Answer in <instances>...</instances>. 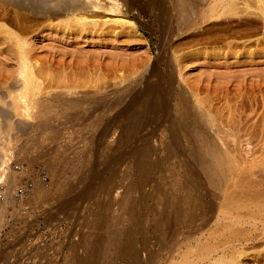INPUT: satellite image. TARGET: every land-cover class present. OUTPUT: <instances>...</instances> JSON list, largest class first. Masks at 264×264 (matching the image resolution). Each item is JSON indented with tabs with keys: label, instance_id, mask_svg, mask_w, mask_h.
<instances>
[{
	"label": "rangeland",
	"instance_id": "obj_1",
	"mask_svg": "<svg viewBox=\"0 0 264 264\" xmlns=\"http://www.w3.org/2000/svg\"><path fill=\"white\" fill-rule=\"evenodd\" d=\"M0 1V26L25 39L43 75L41 109L50 98L54 112L52 127L29 120L0 145V264H197L210 255L264 264L257 0L237 1L241 18L209 15L220 0H104L88 26L68 29L64 17L21 15ZM0 33V100H9L18 63ZM20 121L0 113L3 124ZM252 216L261 225L242 247Z\"/></svg>",
	"mask_w": 264,
	"mask_h": 264
},
{
	"label": "bare ground",
	"instance_id": "obj_2",
	"mask_svg": "<svg viewBox=\"0 0 264 264\" xmlns=\"http://www.w3.org/2000/svg\"><path fill=\"white\" fill-rule=\"evenodd\" d=\"M33 0L27 2V1H22V0H8L7 4L10 5L11 8H14V10H16L17 12H19L18 14L22 15V11L28 12L31 15H35V16H42V17H46L47 15L51 18H56V20L62 18H66V21H63V24L60 25L65 29H68L71 27V24H73L72 26H76L79 28H85L86 26L89 25V23L86 21L88 20V18L86 17L87 14L90 13H97L98 11H100L102 8V4L104 3V0H41V1H37V2H32ZM113 2H118L117 0H111ZM239 0H226L225 1H218L217 3H214L212 6H210L209 11L207 10V12H210L209 15H213L214 13H217L218 11L222 12L221 14H218L219 16L222 15H230L232 17H240L243 15V13L239 12L240 7H239ZM214 2V1H213ZM0 3H2L0 1ZM226 3V4H224ZM246 3V2H245ZM256 6H253V8L257 9L256 11H259L262 14V20L264 21V0H257L256 1ZM6 4V3H5ZM2 5V4H1ZM193 6V5H192ZM244 6H246V10L248 9H253L251 5L248 4H244ZM4 7V6H3ZM9 7V6H8ZM197 7V6H196ZM2 8V7H1ZM7 9V8H6ZM198 9V8H196ZM201 9V8H200ZM5 10V9H4ZM9 10V8H8ZM205 10V9H204ZM243 10V9H242ZM244 10L246 13L247 11ZM7 11V10H6ZM199 11V9H198ZM197 10H194L195 12V16H197L198 14ZM5 12V11H4ZM184 12V11H183ZM182 12V13H183ZM190 12V11H189ZM205 11H202L201 13L206 14ZM254 12V11H253ZM257 13V12H255ZM26 14V13H24ZM202 14V15H203ZM248 14V13H247ZM253 14V13H252ZM207 16V18L204 20V22H206L207 20L210 19L211 16ZM215 15V14H214ZM257 15V14H256ZM255 15V16H256ZM19 16V15H18ZM24 16V15H23ZM187 16V14H186ZM191 16V15H190ZM201 16V15H200ZM217 16V15H216ZM259 16V14H258ZM30 17V15H29ZM41 17V18H42ZM205 17V16H204ZM247 17V16H246ZM254 17V16H253ZM33 18V17H31ZM40 17H38L39 19ZM197 18V17H196ZM214 18V17H213ZM248 18V17H247ZM255 18V17H254ZM34 19V18H33ZM186 19V18H185ZM215 19V18H214ZM258 19V18H257ZM260 19V18H259ZM237 20V19H236ZM241 20V19H240ZM44 21V19H43ZM200 21V20H199ZM249 21V20H248ZM73 22V23H72ZM184 22V21H183ZM118 23L124 24V25H128L131 23H127L124 21H118ZM194 23V22H193ZM92 25H96V22H91ZM90 24V25H91ZM197 24V23H195ZM190 25V24H189ZM195 26V25H193ZM2 27V28H1ZM6 27V26H5ZM4 27V25L0 26V30L3 33H6V37H4V39H6V41L8 40V42L13 41L15 47L13 48V50H10L11 52H13V54L16 56L17 58V63H18V70H17V83L20 85L18 89L19 92L17 93L16 96H10L11 98H9V100L6 99H1L0 103L3 104V107H0V113H3L4 116L9 117V118H14L15 119H19L21 120L18 124H16V126H13L11 123H6L3 124L0 122V145H6L8 139L7 136L9 135L8 133H10L12 130H14L15 128L19 129V130H26L29 127L31 128V126L28 125L29 120H45L41 125H39L40 128H45L47 126H49V124H52V119L50 117V114L54 113L51 111H49V108L51 109L52 107L51 102L49 101V99H46V103H50L48 104L49 108L48 110H42V103L41 102V98L43 96H39L38 93L40 92V85H38L37 80H39L40 78V74L42 73L41 71L39 72L37 70V66L39 67L38 64H35L33 62V60L30 58L28 51L26 49V41L25 39H23L22 37H20L19 35L12 33L11 31H9L8 29H6ZM90 27V26H89ZM96 27V26H95ZM196 27V26H195ZM201 27V26H200ZM132 30H134V28H132ZM261 33V32H260ZM1 34V33H0ZM3 35V34H2ZM22 36V35H21ZM237 36V35H236ZM25 38V37H24ZM27 38V37H26ZM3 39V40H4ZM28 44V42H27ZM4 52V51H3ZM41 77H43V75L41 74ZM43 85V84H42ZM51 86V85H50ZM49 88V87H48ZM42 92V91H41ZM43 93V92H42ZM47 93V91L45 92ZM51 94V93H50ZM61 94V93H60ZM163 97V96H162ZM46 98V97H45ZM53 98V97H52ZM62 98V97H61ZM150 98V97H149ZM56 100V99H55ZM54 100V101H55ZM53 101V100H52ZM45 102V101H44ZM79 104V103H78ZM77 104V105H78ZM45 107V104L43 106V108ZM63 107V106H62ZM68 108V107H67ZM74 108V107H73ZM46 109V107H45ZM53 109V108H52ZM65 109H63L62 111L64 112ZM75 110V108H74ZM73 111V110H71ZM66 112V111H65ZM64 112V113H65ZM79 113V112H77ZM62 115V114H61ZM72 115V114H71ZM78 115V114H76ZM80 115V114H79ZM62 117V116H61ZM65 117V116H63ZM77 117V116H76ZM196 118V117H195ZM56 119V118H55ZM57 120V119H56ZM55 120V121H56ZM47 121H50L49 124ZM189 123V122H188ZM233 124V123H232ZM38 126V125H37ZM53 126V125H52ZM49 126L48 128L52 127ZM38 127V128H39ZM238 127V126H237ZM54 128V127H53ZM36 129V128H35ZM49 130V129H48ZM52 130V129H51ZM55 130V129H54ZM38 131V130H37ZM237 131V130H236ZM196 133V132H195ZM8 134V135H7ZM210 142V141H209ZM224 142V141H223ZM228 143V142H227ZM252 144V143H251ZM7 146V145H6ZM3 147V146H2ZM215 148V147H214ZM9 149V148H8ZM217 150V149H216ZM9 151V150H8ZM3 152H7V148L3 147ZM8 153V152H7ZM220 157V156H219ZM218 157V158H219ZM221 158V157H220ZM219 158V159H220ZM216 160V159H215ZM223 161V160H222ZM212 164V163H211ZM218 164V163H217ZM227 164V163H226ZM215 168V167H214ZM223 168V167H222ZM224 170V169H223ZM231 170V169H230ZM2 173V172H1ZM15 174V173H13ZM14 177V176H13ZM255 186V185H254ZM262 192V191H261ZM259 194V193H258ZM262 196V195H261ZM241 199V198H240ZM258 199V198H257ZM235 200V199H234ZM241 201V200H240ZM239 202V200H238ZM256 203V202H255ZM257 215V214H256ZM260 216V215H259ZM250 217V216H249ZM256 218V217H255ZM253 218L249 219L245 222L248 223V226H250L249 230H246L248 232H250V237L245 238L246 242H244L242 244L243 245H247L248 243H250V241H254L255 236H253V234H255V232H252L253 230L257 229L258 223L256 222V219ZM189 222V221H188ZM238 225V224H237ZM261 225V224H260ZM259 225V226H260ZM258 226V227H259ZM117 227V226H116ZM205 227V226H204ZM118 230V229H117ZM244 230V229H243ZM119 232V230H118ZM218 233V231H216ZM239 232V231H238ZM242 234V231H240ZM158 232H156L157 234ZM163 233V232H161ZM167 233V232H165ZM253 233V234H252ZM257 233V232H256ZM112 234V233H111ZM120 234V233H119ZM160 234V233H159ZM232 235H234L233 233H231ZM239 234V233H238ZM246 234V233H244ZM169 235V234H168ZM243 235V234H242ZM257 235V234H256ZM260 235V234H259ZM258 235V236H259ZM116 236V234H115ZM159 236V235H158ZM171 236V235H170ZM112 237V236H111ZM173 237V235H172ZM110 238V237H109ZM118 238V237H117ZM166 238V237H165ZM243 238V236H242ZM256 238H258L256 236ZM116 239V238H115ZM244 239V238H243ZM112 240V239H111ZM230 240V239H229ZM117 241V240H115ZM119 241V240H118ZM117 241V242H118ZM238 241V240H237ZM167 242V241H166ZM217 243V241H216ZM228 243V242H227ZM227 243L225 244V246L223 245V248H221V251L224 253V251L227 249ZM232 243V242H231ZM112 244V243H111ZM116 244V243H115ZM110 245V243H109ZM155 246V245H154ZM129 247V246H128ZM128 247L126 249H124L125 252H129L131 251V249H133V245H131L128 249ZM235 247V246H234ZM233 247V248H234ZM165 249V248H164ZM209 249V248H208ZM238 249V248H237ZM134 250V249H133ZM154 250V249H153ZM219 250V249H218ZM217 251V250H216ZM219 252V251H217ZM211 254V253H210ZM246 253L244 251H240V256L245 255ZM199 255V254H198ZM208 255V252H207ZM131 256V255H130ZM137 257V255H135ZM134 256V257H135ZM160 256V255H159ZM153 258V257H152ZM202 258V257H201ZM200 258V259H201ZM135 259V258H134ZM133 259V260H134ZM216 259V258H215ZM186 260V259H185ZM193 260V259H192ZM135 261V260H134ZM184 261V260H183ZM188 261V260H187ZM191 261V260H190ZM190 261H188V263H191ZM201 262H197V264H242L240 263L239 259H233V258H228L227 256L222 255L220 258H217L216 260H214L213 256H207V258L204 260H200ZM152 262V261H151ZM137 263V262H136ZM187 264V263H186ZM195 264V263H194Z\"/></svg>",
	"mask_w": 264,
	"mask_h": 264
},
{
	"label": "built area",
	"instance_id": "obj_3",
	"mask_svg": "<svg viewBox=\"0 0 264 264\" xmlns=\"http://www.w3.org/2000/svg\"><path fill=\"white\" fill-rule=\"evenodd\" d=\"M3 167H5V166H3ZM4 172V174H5V171L3 170L2 171V173ZM5 183H6V181H4L3 179H1L0 180V197L2 198L3 197V194H4V191H3V189L5 188Z\"/></svg>",
	"mask_w": 264,
	"mask_h": 264
}]
</instances>
